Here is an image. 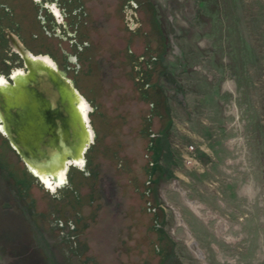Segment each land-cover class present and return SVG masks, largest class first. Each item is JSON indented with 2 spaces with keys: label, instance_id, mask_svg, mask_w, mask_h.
<instances>
[{
  "label": "rangeland",
  "instance_id": "rangeland-1",
  "mask_svg": "<svg viewBox=\"0 0 264 264\" xmlns=\"http://www.w3.org/2000/svg\"><path fill=\"white\" fill-rule=\"evenodd\" d=\"M137 1L87 0L85 175L51 193L0 133V264H264V0Z\"/></svg>",
  "mask_w": 264,
  "mask_h": 264
},
{
  "label": "flooded vegetation",
  "instance_id": "flooded-vegetation-1",
  "mask_svg": "<svg viewBox=\"0 0 264 264\" xmlns=\"http://www.w3.org/2000/svg\"><path fill=\"white\" fill-rule=\"evenodd\" d=\"M128 1L130 4L131 1L135 2V0ZM136 3L138 6L141 5L139 1ZM131 8L135 12L137 7ZM88 27L87 0H0V75L9 82H13L12 75L27 71L28 55L41 56L56 65L60 71L58 74L60 80L72 85L88 105L85 110L82 108L83 104L78 106L80 123L86 125L87 114L95 133L94 144L85 155L84 170L71 166L68 174L69 182L63 187H56L55 191L50 190L51 193L58 189H68L72 170L85 175L83 171L91 165V152L98 143L94 114H99V106L94 99L88 97L89 92L93 91L92 87L86 86L91 80L93 73L91 69L96 63L93 56L94 45L89 36ZM138 59L137 65L134 66L135 69L137 68L138 76H134V81L139 86L143 100L150 104L151 111L162 118V112L158 111L161 109V94L157 83L151 82L152 61L150 58L146 59L145 54L140 55ZM143 63L147 66H142ZM53 100L50 99L48 106V123L50 131H53L50 139L56 140L55 135L58 133V141L68 142L70 131L67 126L71 121V112L66 107L60 108L59 101L56 107L53 106L51 103ZM151 137L157 139L159 136L153 134ZM149 205H151L150 202ZM154 211L157 214V211ZM75 230L76 228H73L70 231ZM76 237L75 233L67 236L77 248Z\"/></svg>",
  "mask_w": 264,
  "mask_h": 264
},
{
  "label": "water",
  "instance_id": "water-1",
  "mask_svg": "<svg viewBox=\"0 0 264 264\" xmlns=\"http://www.w3.org/2000/svg\"><path fill=\"white\" fill-rule=\"evenodd\" d=\"M26 62L27 71L12 75L13 82L0 75V132L27 172L50 191L48 180L56 184L64 177V183L57 186L63 187L69 182L71 166L85 167V155L94 144L95 133L87 114L86 125L80 123L78 106L85 101L72 85L60 80L56 65L32 55H28ZM50 99H54L53 106L59 101L60 108L71 112L68 142L58 141V133L56 140L50 139Z\"/></svg>",
  "mask_w": 264,
  "mask_h": 264
},
{
  "label": "bare ground",
  "instance_id": "bare-ground-1",
  "mask_svg": "<svg viewBox=\"0 0 264 264\" xmlns=\"http://www.w3.org/2000/svg\"><path fill=\"white\" fill-rule=\"evenodd\" d=\"M86 107L88 108V105L84 102L82 108L85 110ZM84 113H85V111H84ZM80 166H82V164H81ZM64 180H65L64 177H61V178L59 179L58 183H56V184H52L51 181L48 180V181H47V185L49 186V188H50L52 191H55L57 186H61V185L64 183ZM192 246H193V244H192ZM194 248H195V247H194ZM196 251H197V250H196ZM197 255L200 256L199 251L197 252Z\"/></svg>",
  "mask_w": 264,
  "mask_h": 264
},
{
  "label": "trees",
  "instance_id": "trees-1",
  "mask_svg": "<svg viewBox=\"0 0 264 264\" xmlns=\"http://www.w3.org/2000/svg\"><path fill=\"white\" fill-rule=\"evenodd\" d=\"M7 147H8L10 150H12V148L10 147V145H9V144L7 145Z\"/></svg>",
  "mask_w": 264,
  "mask_h": 264
}]
</instances>
